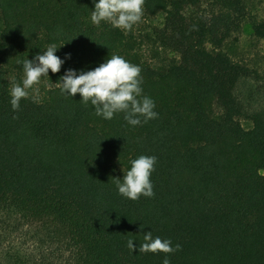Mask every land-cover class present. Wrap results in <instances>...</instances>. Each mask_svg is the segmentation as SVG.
Segmentation results:
<instances>
[{
  "label": "trees",
  "instance_id": "trees-1",
  "mask_svg": "<svg viewBox=\"0 0 264 264\" xmlns=\"http://www.w3.org/2000/svg\"><path fill=\"white\" fill-rule=\"evenodd\" d=\"M95 2L0 0V264H163L138 252L147 231L181 246L170 264H264V66L228 52L246 25L264 40V16L247 0H144L161 23L125 33L91 22ZM51 45L60 71L14 111L22 62ZM112 55L141 68L157 118L107 120L56 86ZM141 155L157 158L154 196L133 201L116 180Z\"/></svg>",
  "mask_w": 264,
  "mask_h": 264
},
{
  "label": "clouds",
  "instance_id": "clouds-1",
  "mask_svg": "<svg viewBox=\"0 0 264 264\" xmlns=\"http://www.w3.org/2000/svg\"><path fill=\"white\" fill-rule=\"evenodd\" d=\"M144 0H98L91 12V22L100 25L102 21L108 22L113 28L125 33L132 30L143 16ZM57 46L47 47L43 54L37 53L33 59H25L23 63L24 77L21 84H13L10 89L11 106L14 111L20 107V100L27 98L34 85L40 82L42 76H48L60 71L65 62L55 55ZM66 59L71 58L70 53L65 54ZM141 68L126 61L123 57L112 55L104 63L93 70L83 71L79 74L75 69H68L60 78L57 87L61 93L69 96L80 94L85 105L89 102L95 108V115L111 120L116 113H124L128 124L137 126L143 122L157 118L154 111L155 102L142 95ZM155 156L141 155L133 159L131 168L124 173L122 182L116 180L118 194L130 200H139L141 196L151 198L154 196L153 184L150 180L156 163ZM143 229V226H140ZM127 246L134 251L133 240L129 239ZM181 246H172L169 239L153 238L151 231L144 232L143 242L139 244V253H164L163 264H170L167 254L179 250Z\"/></svg>",
  "mask_w": 264,
  "mask_h": 264
},
{
  "label": "rangeland",
  "instance_id": "rangeland-1",
  "mask_svg": "<svg viewBox=\"0 0 264 264\" xmlns=\"http://www.w3.org/2000/svg\"><path fill=\"white\" fill-rule=\"evenodd\" d=\"M253 12L258 16H264V0H247ZM151 23H161V19L147 20L142 17L141 21L136 25L139 29H145ZM3 28V22L0 14V32ZM4 50V44L0 38V55ZM230 55L238 61H244L252 65L264 66V40H259L253 36V31L250 25H246L239 40L230 43L228 47ZM36 84L35 90L38 92L43 84ZM41 85V86H40ZM242 124L246 128H250L252 123L247 120H242Z\"/></svg>",
  "mask_w": 264,
  "mask_h": 264
}]
</instances>
